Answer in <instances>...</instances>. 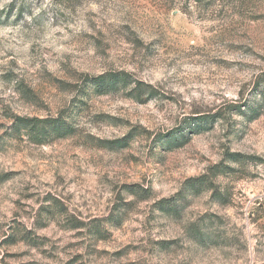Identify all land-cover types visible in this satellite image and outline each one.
<instances>
[{"label": "rangeland", "instance_id": "374dc122", "mask_svg": "<svg viewBox=\"0 0 264 264\" xmlns=\"http://www.w3.org/2000/svg\"><path fill=\"white\" fill-rule=\"evenodd\" d=\"M0 264H264V0H0Z\"/></svg>", "mask_w": 264, "mask_h": 264}, {"label": "trees", "instance_id": "16d2710c", "mask_svg": "<svg viewBox=\"0 0 264 264\" xmlns=\"http://www.w3.org/2000/svg\"><path fill=\"white\" fill-rule=\"evenodd\" d=\"M117 78V74H112V75H106V74H101V75H99V76H97V77H94V78H92L93 80H97L98 82H97V86L99 85L98 83L100 82V83H102L103 85H106V84H108V82H107V79H110L112 82H113V80L115 81V79ZM118 79V78H117ZM109 81V80H108ZM101 84V85H102ZM109 85H111V84H109ZM27 120H29L31 123H33L32 122V120H30V119H28V118H24L23 119V121L24 122H26ZM29 121H27V122H29ZM36 121H38V120H36ZM35 122V121H34ZM42 122H44V123H49V122H52L50 119H46V120H42ZM56 122H58V124H57V128H59V129H64V128H66V126H64V124H62V122L60 121V119L58 120V119H56V121L55 122H53V123H56Z\"/></svg>", "mask_w": 264, "mask_h": 264}]
</instances>
